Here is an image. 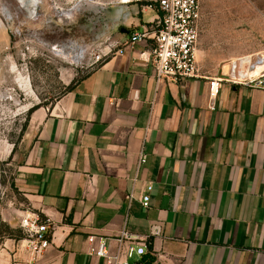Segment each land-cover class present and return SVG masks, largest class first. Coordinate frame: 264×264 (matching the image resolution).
I'll return each instance as SVG.
<instances>
[{"label":"crops","instance_id":"obj_1","mask_svg":"<svg viewBox=\"0 0 264 264\" xmlns=\"http://www.w3.org/2000/svg\"><path fill=\"white\" fill-rule=\"evenodd\" d=\"M150 4L126 12L123 54L35 113L17 183L51 223V245L35 257L7 239L0 264H108L88 254L91 236L117 262L264 264V90L202 72L157 86L151 42L125 48L159 17ZM124 230L144 256L127 257Z\"/></svg>","mask_w":264,"mask_h":264},{"label":"rangeland","instance_id":"obj_2","mask_svg":"<svg viewBox=\"0 0 264 264\" xmlns=\"http://www.w3.org/2000/svg\"><path fill=\"white\" fill-rule=\"evenodd\" d=\"M124 1L0 0V244L25 243L23 221L41 218L17 183L35 113L121 48L126 12L154 0ZM201 7L196 56L203 74L230 79L235 62L264 57V0H201Z\"/></svg>","mask_w":264,"mask_h":264},{"label":"built area","instance_id":"obj_3","mask_svg":"<svg viewBox=\"0 0 264 264\" xmlns=\"http://www.w3.org/2000/svg\"><path fill=\"white\" fill-rule=\"evenodd\" d=\"M148 8L158 12L159 17L151 24L146 25L141 31L132 34L125 42V48H133L137 43L151 42V54L147 61L152 62L155 68V81L157 86L161 84L180 83L185 79L200 77V68L197 62V44L199 41V23L201 19V0H154ZM117 54H123L119 48ZM111 54V52L109 53ZM244 61V60H242ZM248 70L254 71L257 66H264V57L252 63L248 60ZM227 82L233 85H241L248 88L264 90V70L259 76L253 77L246 72L235 73L232 70ZM221 81L211 83V92L214 95ZM145 156L139 158V163H145ZM152 186H148L146 192H150ZM145 208L149 207L150 197L142 198ZM27 229L28 237L25 240V248L29 254L35 257L49 248L51 245V233L53 227L48 220L41 219L38 215L28 216L22 223ZM162 234V226L155 224L150 229V237ZM120 243L128 242L126 252L128 258L138 256L141 258L146 253V244L124 230L120 236ZM88 254L92 257L102 258L108 264H130L126 261L117 262V258L110 256L108 244L105 239L91 236L88 239ZM139 264V263H135Z\"/></svg>","mask_w":264,"mask_h":264},{"label":"bare ground","instance_id":"obj_4","mask_svg":"<svg viewBox=\"0 0 264 264\" xmlns=\"http://www.w3.org/2000/svg\"><path fill=\"white\" fill-rule=\"evenodd\" d=\"M124 2L126 3V2H128V0H125ZM232 70L235 73L246 72L247 75L256 77V76H259L260 73L264 70V66H257L254 71H249L248 70V62H244L242 60L241 61L239 60L238 62H235L233 64Z\"/></svg>","mask_w":264,"mask_h":264},{"label":"trees","instance_id":"obj_5","mask_svg":"<svg viewBox=\"0 0 264 264\" xmlns=\"http://www.w3.org/2000/svg\"><path fill=\"white\" fill-rule=\"evenodd\" d=\"M74 86L69 89V91L73 90Z\"/></svg>","mask_w":264,"mask_h":264}]
</instances>
